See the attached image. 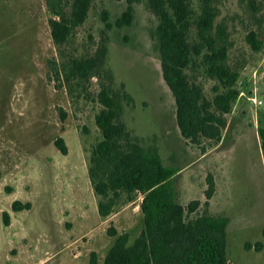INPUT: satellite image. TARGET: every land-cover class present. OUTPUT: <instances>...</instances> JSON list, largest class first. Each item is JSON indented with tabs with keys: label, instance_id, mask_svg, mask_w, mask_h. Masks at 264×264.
<instances>
[{
	"label": "rangeland",
	"instance_id": "rangeland-1",
	"mask_svg": "<svg viewBox=\"0 0 264 264\" xmlns=\"http://www.w3.org/2000/svg\"><path fill=\"white\" fill-rule=\"evenodd\" d=\"M193 19L200 0H189ZM214 34L228 46L230 68L239 73V97L227 114L220 140L185 139L179 130L175 97L166 84L156 47L158 17L147 0L134 3L133 21L115 23L127 0H94L89 15L65 47V58L94 54L104 40L105 74L93 75L86 90L70 94L49 79V61H61L50 27L46 0H0V264H104L116 237L132 245L144 229L140 192H122L112 213L99 214L102 197L89 177L93 150L103 140L96 123L102 105L100 83L116 94L119 119L132 139L155 147L173 177L177 201L187 221L208 213L228 220L227 264H264V0H214ZM110 25V28L107 27ZM255 33L261 48H254ZM197 41L193 25L189 34ZM210 101L218 82L202 59L186 70ZM61 109L67 116L61 118ZM62 137L68 154L55 140ZM214 192L206 205V191ZM198 200L195 212L188 211ZM30 204L14 211L13 203ZM4 213L10 222L4 223ZM261 247L257 249V245Z\"/></svg>",
	"mask_w": 264,
	"mask_h": 264
},
{
	"label": "trees",
	"instance_id": "trees-1",
	"mask_svg": "<svg viewBox=\"0 0 264 264\" xmlns=\"http://www.w3.org/2000/svg\"><path fill=\"white\" fill-rule=\"evenodd\" d=\"M94 0H46L53 15L50 19L51 35L61 56V61H49V79L57 87L65 86L70 94L86 90L93 75L105 74L108 53L106 39L92 55L65 58V47L75 30L88 18ZM139 0H127L128 7L116 21L118 28L133 21L134 6ZM201 14L193 19L189 0H147L148 7L158 17L156 47L160 53L163 77L176 102L177 124L181 135L193 143L204 138L220 140L226 127V115L239 97L236 83L239 73L230 68L228 46L222 33L214 34L217 17L214 0H200ZM197 29V41L191 42V28ZM110 28V25H107ZM254 48L262 43L255 33L249 35ZM201 58L207 75L216 80V96L210 101L202 87L190 82L186 70ZM97 99L103 106L96 115V123L103 134L93 150L89 177L95 193L102 197L98 203L99 214L109 216L122 192L144 195L141 210L144 229L132 245L129 235H119L115 228L109 231L116 240L106 255L104 264H227L226 232L228 220L208 213L192 220L185 218V207L177 201L173 177L177 170L164 166L155 147L145 148L132 139L130 132L119 119L117 96L106 83H100ZM67 116L61 109V118ZM264 152V127L260 129ZM58 150L68 154L65 140H55ZM214 192L213 183L206 191V205ZM200 201L195 200L188 211L195 212ZM14 211L30 209L21 201L13 203ZM4 223L10 222L4 213ZM261 243L257 245V249ZM90 264H97L96 253Z\"/></svg>",
	"mask_w": 264,
	"mask_h": 264
}]
</instances>
